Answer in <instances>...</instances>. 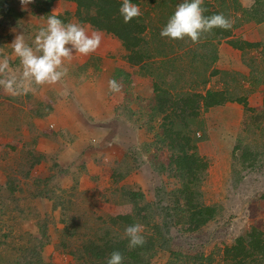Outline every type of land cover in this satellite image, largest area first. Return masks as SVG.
Listing matches in <instances>:
<instances>
[{
    "label": "rangeland",
    "instance_id": "1",
    "mask_svg": "<svg viewBox=\"0 0 264 264\" xmlns=\"http://www.w3.org/2000/svg\"><path fill=\"white\" fill-rule=\"evenodd\" d=\"M135 1L142 12L140 17L148 28L145 33L151 47L146 52L144 64L137 66V74L149 75L153 78L154 85L169 91L174 97L175 93L188 91L205 94L208 90H213L227 93L229 102L215 109L203 110L199 117L202 123L192 121L183 125L184 129L189 128L186 129L187 134L197 141L198 154L208 163L207 170L199 175L200 184L196 186L198 191L194 203L215 207L217 215L209 223L195 228L197 224L190 222V216L183 218L182 199L179 205L181 210H174L176 199L172 194L181 188V182L175 178L172 153L163 137V115H156L151 111L156 103V96L149 103V98L135 97L130 91L125 93L126 99L118 117L120 119H117L118 123L110 120V125L117 134V140L113 144L120 148L117 152H106L111 153L109 157L104 152L100 153L103 163L108 167V176L103 181L107 186L102 190H92L87 204L97 203L99 215L105 218L115 217L132 213L133 206L107 203L103 200L105 194H110L113 188L142 193L143 198L138 207L143 208L142 216L149 224H139L144 227L142 235L145 241L148 237H153L155 244L152 257L149 258L150 264H168L171 261L175 264H198L196 259L210 256L213 264H225L226 247L234 245L239 237L253 228L264 234V105H261L257 96V93L262 92L264 99V89L256 92L264 85L253 89L251 84L256 79L258 83L264 80V18L261 19L264 17V7H258V0H204L203 6L210 5L212 12L223 13L234 22L232 34L219 41V35L212 31L211 34H205L200 43L193 44L190 41H169L160 36L161 30L179 4L173 5L169 0ZM181 2L184 0H178V3ZM10 5L15 7L18 14H22L21 19L28 16L34 21L30 24L26 20V26L22 22L21 26H0V57L8 56L11 67L16 69L19 62L12 56V49L8 45L17 34L24 35L27 31L28 35H35L41 27L46 26L47 17L36 2L29 4L26 9L22 8L20 0H13ZM56 10L57 15L66 11L75 13L76 5L60 1L54 3L51 14ZM114 39L107 38L110 45ZM231 39L259 45L245 50L241 56L252 76H244L237 71H224L221 67L222 70H219L217 65L215 67L216 61L212 63L217 44H221V40L228 44ZM123 59L126 61L125 55ZM205 80L207 83L203 84ZM62 82L64 84L65 81ZM41 91L42 87L38 88L35 91L36 98L33 96L32 100H38ZM249 96H252V106L249 103L251 110H245L239 104L243 117L232 121L229 113L238 104L236 100L248 99ZM21 97L24 98L21 99L22 102H25L26 95ZM21 100L17 101L0 89V119L6 122L4 109L7 106L13 107V103H21ZM40 107L42 110L45 108L43 105ZM128 123L139 133L138 139L127 132H131ZM1 128L0 133L3 132ZM51 128L47 125V136L56 135L55 132L50 133ZM67 138L65 135L64 139ZM32 141L30 138L20 140L21 154L24 150L32 151L35 148L36 143ZM5 148L2 147L0 151L2 165H18L20 160L16 159L21 157L19 151ZM42 162V165L49 166H42L41 174L33 178L34 182L31 181L33 185L39 181L40 189L45 188V182L53 174L51 168L54 173L58 172L54 156L43 155ZM117 171L126 173V176L115 185L112 176ZM6 173H9V177L15 175L14 171L7 170ZM86 176L89 174L86 173ZM54 182L49 185L47 196L44 197L53 203L50 212L42 207L41 200L35 203L31 198L18 197L15 194V202L11 196L10 200L8 194L0 190V264H80L81 258L75 257L73 252H77L84 241L98 239L103 235L104 223L91 226L89 220H94V216L86 214L81 217L82 213H86L85 209L78 210V207L70 206L69 201L81 202L82 193L87 192L80 190L79 185L74 190L76 183L69 189H64L58 182ZM29 191L30 197H40L37 188L30 187ZM157 204L161 214L156 211L159 210ZM72 224L73 235H67L64 232L65 227ZM164 244L168 248H163Z\"/></svg>",
    "mask_w": 264,
    "mask_h": 264
},
{
    "label": "crops",
    "instance_id": "2",
    "mask_svg": "<svg viewBox=\"0 0 264 264\" xmlns=\"http://www.w3.org/2000/svg\"><path fill=\"white\" fill-rule=\"evenodd\" d=\"M56 3H60V1ZM36 17L38 18V15ZM20 20L25 26L27 25L26 20L30 24L34 22L28 16L22 17ZM74 23H78L76 19ZM85 26L89 33L97 31L89 25ZM99 32L102 34V42L95 53L86 57L77 56L71 62H66L70 73L62 80L65 81L64 84L61 81L56 85L43 86L38 100H32L33 96L36 98V92L26 94L25 102H22L24 100L22 95L14 97L17 101L22 98L23 100L21 103H13V107L7 106L4 109L3 115H5L6 122L0 119V127L3 130L0 133V151L2 147L3 149L6 147L5 150L7 148L11 151L17 150L21 154L22 151L19 150L20 140L30 138L34 144L36 143L35 148L32 151L24 150L20 155L21 157L16 159L20 160L19 163L24 161L30 153L37 156H54L59 171L56 173L57 177L54 183L58 182L59 186L64 189H69L76 183L80 190H84L89 195L92 190H102L107 186L103 181L108 176V167L103 163L100 153L117 152L120 148L113 144L117 140V134L110 125L112 123L110 120L118 123L117 119H120L118 117H120L119 114H121L126 99L125 93L130 91L135 97L149 98V103L153 102L155 96L153 78L147 74L139 76L137 74L138 67L123 59L127 52L121 42L112 35L103 31ZM24 36L26 42L31 45L35 35H28L26 31ZM108 37L115 38L112 45L109 44ZM221 42V44H217L213 56V58H217L215 67L217 65L216 68L219 70L237 71L249 77L248 68L241 60L242 52L234 49L223 40ZM110 57L114 58L110 59ZM16 62L15 64H18ZM73 73L74 75H72ZM112 79L117 80L122 85L119 93L109 91L108 82ZM263 87L256 92L262 91ZM257 96H259L261 105H264L263 93H257ZM247 100L252 106V96ZM41 105L45 106L43 110ZM232 108L229 118L232 121L242 119L243 111L239 104H235ZM132 110H135L134 107ZM47 125L52 127L50 133L55 132L56 135L48 134L47 136ZM133 128L130 126L131 132H127L138 139L139 133L135 132V128ZM65 135L68 137L67 140L64 139ZM65 142L68 144L65 145ZM110 154L106 153L108 157ZM2 161L3 157H0V190L6 192L9 198L11 196L15 202L17 201L15 200V193L18 197L31 198L35 203L41 200L42 207L49 212L52 211L53 203L51 201L41 197L37 199L34 196L30 197L29 191L30 187L40 189L31 181L34 182L33 178L41 174L42 166L45 168L49 164L42 165L43 162L41 161L31 170L29 177L18 176V186L12 194L8 188L9 173L6 171L12 172L17 165L13 164L6 167L2 165ZM86 173L89 176H86ZM53 174L55 173L53 172ZM101 207L105 206L101 205ZM105 208L109 209V207Z\"/></svg>",
    "mask_w": 264,
    "mask_h": 264
},
{
    "label": "trees",
    "instance_id": "3",
    "mask_svg": "<svg viewBox=\"0 0 264 264\" xmlns=\"http://www.w3.org/2000/svg\"><path fill=\"white\" fill-rule=\"evenodd\" d=\"M58 1H66L76 5L74 14L69 11L58 14V18L64 23H69L71 19L74 18L82 25H89L94 30L103 31L112 35L121 42L123 48L127 52L125 58L128 63L133 66H141L144 64L147 58L146 52L151 48L150 40L147 39L145 33L148 28L141 17L135 18L127 24L123 22V18L119 13L122 0H34L39 9H42V13L45 17L51 15L52 6ZM12 2L13 0H0V26H21L20 17L22 14H18L15 7L10 5ZM132 2L137 3L135 0ZM169 2L173 5L180 4L178 0H169ZM203 7L207 9L205 12L206 16L217 14L211 11L210 5ZM258 7L261 9L264 7V0H258ZM259 14L260 13H258V15ZM172 15H170V17ZM263 18L264 17L261 19ZM213 32L219 35V41L223 38H229L232 34L231 29L225 31L217 28L214 29ZM228 44L241 52L259 46L256 43L235 41L232 39L228 40ZM216 60L217 58L214 61ZM252 72L253 71H251V73ZM206 83L207 81L205 80L203 84ZM251 84L254 86L253 89H256L258 86L264 85V80L258 83V79H256ZM160 88L162 87H157L156 84L154 85L156 103L151 111L156 115H158V113L163 115V124L161 125L163 129L165 128V135L163 137L167 147L172 153L171 160L176 170L175 178L181 182V188L176 189L172 194L176 199L174 210H181L179 205L182 199L184 201L183 210H181L184 214L183 218H188L190 216V222L197 224L195 228L201 227L215 219L217 210L215 207H207L203 204L198 205L194 203V197L198 191L196 186L200 184L199 175L201 172L207 170L208 163L198 154L196 147L197 141L187 134L186 129L189 128L184 129L183 125H187V123L190 124L192 121L202 123L199 117L203 110L206 111L229 102L227 93L225 91L213 90H208L205 94L200 91H188L185 93H175L176 95L174 97L169 91ZM236 102L242 105L245 110H251L246 98L238 99ZM42 159L43 155L37 156L30 153L26 156L24 161L14 168L13 171L15 175L10 176L8 182V188L12 194H14L16 186H18V176L23 178L29 177L31 170L36 164H39ZM50 171L54 172L53 168H51ZM117 172L113 173L112 176L115 185L120 183L126 176V173ZM56 177V173L50 176V179L45 182V188L42 187L38 190V196L43 198L47 196V189L49 185L56 180ZM34 185L39 188L41 186L39 181ZM77 187L78 185L76 184L73 189L76 190ZM118 189L113 188L110 194L107 193L104 195L103 200L112 205H117L119 203L132 205V213L115 217L108 216L105 218L99 215L97 203L87 204V201L91 199L90 195L87 193H82V196L79 194L82 197L81 202L69 201L70 206L78 207V210L85 209L86 213H82L81 217H85L86 214H90V217L94 216V220L91 218L89 220L91 226L104 223L102 227L103 235H100L98 239H88L84 241V243L79 246L77 252H73L75 257L78 256V258H81L80 264H107L108 258L114 251H119L123 255V264H150L149 258L152 257L151 253L155 246L153 237H148L146 240L147 242L142 247H137L135 249H130L128 247V239L124 238V231L127 226L135 223L149 224L145 217L142 216L143 208L138 207L140 200L143 198V194ZM78 202L80 203L78 204ZM157 206L159 208V204H157ZM160 210V208L159 210L156 209V211L161 214L162 212H160ZM78 226L74 227V231ZM72 227L73 224L66 226L64 232L67 235H73ZM162 229L163 227L160 228V230ZM162 247L168 248L165 244ZM196 260L199 262L198 264H213L211 256L206 258L199 257ZM224 260L225 264L263 263L264 234L259 232L256 228H253L246 235L239 237L234 245L225 248ZM168 264L175 263L171 261Z\"/></svg>",
    "mask_w": 264,
    "mask_h": 264
},
{
    "label": "clouds",
    "instance_id": "4",
    "mask_svg": "<svg viewBox=\"0 0 264 264\" xmlns=\"http://www.w3.org/2000/svg\"><path fill=\"white\" fill-rule=\"evenodd\" d=\"M34 0H20L22 8ZM204 0H184L169 18L160 36L169 41H185L198 44L205 34L214 29L229 30L233 21L223 13L206 16ZM119 13L125 24L142 15L140 7L131 0H122ZM102 42L99 31L89 33L87 27L80 23H64L58 18L57 10L47 17L46 26L41 27L29 45L23 34H17L8 45L12 56L18 58L19 66L13 69L8 56L0 57V89L5 94L16 97L35 92L43 86H52L61 82L68 75L66 62L77 56H90L95 53ZM109 91L119 93L122 85L115 79L108 82ZM155 94V92H154ZM155 98V97H154ZM144 227L135 223L125 228L124 238L128 247H142L146 241L142 235ZM124 257L119 251L111 253L107 264H123Z\"/></svg>",
    "mask_w": 264,
    "mask_h": 264
}]
</instances>
